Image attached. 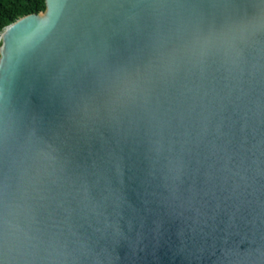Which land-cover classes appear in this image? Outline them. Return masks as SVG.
<instances>
[{
	"label": "water",
	"instance_id": "1",
	"mask_svg": "<svg viewBox=\"0 0 264 264\" xmlns=\"http://www.w3.org/2000/svg\"><path fill=\"white\" fill-rule=\"evenodd\" d=\"M0 34V264H264V0H48Z\"/></svg>",
	"mask_w": 264,
	"mask_h": 264
},
{
	"label": "trees",
	"instance_id": "2",
	"mask_svg": "<svg viewBox=\"0 0 264 264\" xmlns=\"http://www.w3.org/2000/svg\"><path fill=\"white\" fill-rule=\"evenodd\" d=\"M44 10V0H0V34L16 20Z\"/></svg>",
	"mask_w": 264,
	"mask_h": 264
},
{
	"label": "clouds",
	"instance_id": "3",
	"mask_svg": "<svg viewBox=\"0 0 264 264\" xmlns=\"http://www.w3.org/2000/svg\"><path fill=\"white\" fill-rule=\"evenodd\" d=\"M47 3H48V0H44L45 10L41 14L42 17L46 18L45 21H47L44 28L41 30V33L43 34H47V32H50L51 30H53L56 27V20H57V17L55 15L53 16L48 11Z\"/></svg>",
	"mask_w": 264,
	"mask_h": 264
}]
</instances>
